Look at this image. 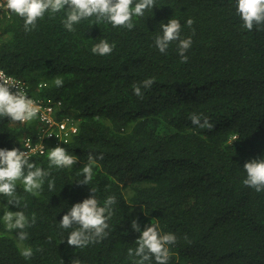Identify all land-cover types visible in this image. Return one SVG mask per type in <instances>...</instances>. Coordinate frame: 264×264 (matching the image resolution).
Returning <instances> with one entry per match:
<instances>
[{"label": "trees", "instance_id": "trees-1", "mask_svg": "<svg viewBox=\"0 0 264 264\" xmlns=\"http://www.w3.org/2000/svg\"><path fill=\"white\" fill-rule=\"evenodd\" d=\"M171 18L181 23V38L192 39L186 63L177 42L166 54L155 46ZM65 19L45 13L31 32L15 14L0 20V67L24 81L29 96L60 100L80 119L68 145L78 162L57 168L48 155L33 156L30 163L49 173L42 188L33 195L17 182L20 205L8 210L35 216L27 240L6 231L8 198L0 195V264H133L134 220L141 232L153 221L176 235L169 264H264V191L243 184L244 164L264 158V28H243L236 0H155L153 10L133 16L132 30L91 17L69 32ZM101 40L114 45L110 55L92 53ZM149 78L155 83L140 99L133 85ZM192 114L207 117L213 130L194 127ZM34 128L0 117V149L22 150ZM89 154L103 159L81 186ZM92 188L101 206L116 198L108 236L75 249L66 241L72 229L59 223ZM24 248L33 250L30 259Z\"/></svg>", "mask_w": 264, "mask_h": 264}, {"label": "clouds", "instance_id": "clouds-1", "mask_svg": "<svg viewBox=\"0 0 264 264\" xmlns=\"http://www.w3.org/2000/svg\"><path fill=\"white\" fill-rule=\"evenodd\" d=\"M6 7L12 14L24 20L25 32L34 30L37 22L49 12L52 14L63 12L66 17L64 27L69 32L74 31L75 24L91 17H95L97 22L106 20L114 28L132 30L133 16L143 17L146 11L153 10L155 0H6ZM236 10L243 22V28L248 31H252L254 27L258 31L264 28V0H236ZM193 23L194 21L189 18L186 22L187 27L191 28ZM160 27L162 35L155 37L156 48L161 54H166L170 44L177 42L181 63H186L188 57L185 53L191 48L192 39L191 37L181 38L182 26L179 20L171 18L167 23H161ZM113 50L114 45H110L106 40H101L91 49L93 54L99 56L110 55ZM154 83V78H149L139 84H134V95L143 99L142 89H150ZM54 84L62 87L63 79L57 77ZM13 88L16 89L15 92L12 91ZM31 98L10 77H5L4 73L0 72V117H5L13 123L35 126L32 134L23 138L22 150L0 149V195L8 198L6 210L3 213V223L6 231L16 230V239L20 242L28 239L29 234L26 229L32 227L36 220L33 216L29 221L23 211L8 210V206L18 208L20 205V200L16 195L17 182L23 183L25 192L36 195L49 175L35 163H30L29 158L48 155L50 166L57 168H71L78 162L75 155L68 153V145L79 132L80 119L64 111L62 101H55L53 98H39L51 99L56 106V124L49 127L40 116H37L40 108L33 100L37 98ZM58 102L61 104L58 105ZM189 119L194 127L213 130L214 126L207 117L192 114ZM63 122L66 128L60 129V124ZM27 142H30L31 147L27 146ZM101 159L103 155H88V163L82 168L83 179L77 182L78 185L88 186L92 182L93 168L97 160ZM243 167L247 174L243 184L257 193L264 191V158L250 160ZM48 187L51 190L54 183L50 181ZM89 190V198L69 208L59 223L62 229H72L66 241L68 246L75 249H83L90 244L99 243L108 236V221L113 214L112 205L116 203L115 196H109L101 206L96 198V189ZM131 229L140 233L139 239L135 241L137 246L134 249H128V256L133 258V264H152L153 260L155 264H169L171 258L169 246L176 244L175 234H162L153 221L141 232L138 222L134 220L131 223ZM21 255L25 259H30L33 256V250L24 248ZM71 264H81V262L78 258H74Z\"/></svg>", "mask_w": 264, "mask_h": 264}, {"label": "built area", "instance_id": "built-area-1", "mask_svg": "<svg viewBox=\"0 0 264 264\" xmlns=\"http://www.w3.org/2000/svg\"><path fill=\"white\" fill-rule=\"evenodd\" d=\"M10 14V11L7 9L6 7V0H0V19L8 17ZM0 72L4 73L5 77H10L11 80L17 84L20 88H22L26 95L31 98L28 95V86L25 84V82L9 75L5 70H3L2 68H0ZM13 92L16 91L15 88L12 89ZM33 99V98H31ZM36 104L39 106L40 108V112L38 113L37 116H40L41 120L46 124L49 125V127H52L56 124L55 122V114H56V106L53 103V101L51 99L48 100H43V99H33ZM61 102H58V105H60ZM65 122L60 124V129H64L66 128V124H64ZM27 146L31 147L30 142H27ZM26 152V151H25Z\"/></svg>", "mask_w": 264, "mask_h": 264}]
</instances>
